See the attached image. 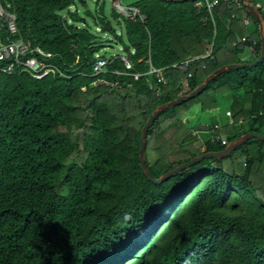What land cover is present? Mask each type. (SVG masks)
<instances>
[{
  "label": "trees",
  "instance_id": "1",
  "mask_svg": "<svg viewBox=\"0 0 264 264\" xmlns=\"http://www.w3.org/2000/svg\"><path fill=\"white\" fill-rule=\"evenodd\" d=\"M2 1L11 3L17 37L50 51L48 61L60 72L37 79L19 67L0 71V264H264L263 140L250 138L235 148L246 153L245 165L231 152L203 158L160 183L147 178L139 161L141 128L154 109L221 65L245 62L237 53L251 39L241 41V9L258 27L257 20L224 2L212 9L214 23L205 7H195L197 0H138L134 6L144 20L113 8L133 69L145 71L150 60L167 67L168 83L111 73L123 69L116 58L100 75L116 85H93L98 43L122 41L103 15V0H94L95 15L84 13L109 38L92 33L78 13L75 3L85 0ZM258 10L264 17V8ZM255 34L251 61L260 50ZM211 41V57L191 64L182 89L185 74L169 66L204 54ZM220 97L230 99L234 123L221 129L229 142L248 131L264 134V58L215 76L197 95L157 115L144 155L154 178L223 149L209 139L203 150L193 146L188 127ZM239 121L246 130H233ZM182 150L187 158H170Z\"/></svg>",
  "mask_w": 264,
  "mask_h": 264
},
{
  "label": "built area",
  "instance_id": "2",
  "mask_svg": "<svg viewBox=\"0 0 264 264\" xmlns=\"http://www.w3.org/2000/svg\"><path fill=\"white\" fill-rule=\"evenodd\" d=\"M224 2L227 3L229 7L232 5H236L239 8L244 7L242 1L240 0H198L195 2V7L200 10L205 7L209 18L213 22L212 9L219 3ZM113 8L115 11L125 17L135 19L140 16L141 20L145 19V16L139 12V9L135 6H123L118 0L112 1ZM254 6L256 8H264V3L255 2ZM235 14L232 13L231 17H234ZM16 15L12 10L11 3L8 1L0 0V34L5 29V34L3 37H0V62H4V64L0 67V71L6 74H10L14 71L16 67H19L21 70L26 71L32 77L41 79L47 73H56L60 72L58 67H56L53 63L48 61L52 58L53 54L50 51L43 49L38 45H32L29 40H23L22 38L17 37V27H16ZM244 23L247 24L248 20L245 18ZM248 40L247 35H244L241 38V41L245 42ZM255 40L252 41L251 53L254 54L255 48L254 44ZM211 57V51H209L205 57ZM119 59L123 64L122 70L114 69L111 73L117 75H129L134 80H139L143 76H149L153 78L158 85H165L168 83L167 76L165 75V69L167 67H157L154 66L150 60L148 61V67L145 71L134 70L133 63L127 55H120L114 57H104V56H96V59L92 65V73L91 75L95 77L92 81L93 85L99 84H110L116 85L114 82H109L106 79L102 78L100 75L105 72H109L106 70V67L109 63H111L114 59ZM199 58H188L182 60L177 63L171 64L170 68H176L183 72L185 75L180 80V85L182 87L187 86V82L189 78L192 76L193 72L190 70L191 64L198 60ZM202 68H205V65L202 64ZM84 89V87H82ZM156 95H160L164 92L163 88L158 86L156 89ZM226 115L231 117L230 111L226 112ZM230 119V118H229ZM232 119L228 121V124H232ZM201 129H207L210 133L209 141L211 143H220L223 146H226L229 141L226 139L221 132V125L216 123L213 125L200 124ZM193 135H197V131L193 132ZM205 146H201L203 150ZM245 165V161L243 162Z\"/></svg>",
  "mask_w": 264,
  "mask_h": 264
},
{
  "label": "rangeland",
  "instance_id": "3",
  "mask_svg": "<svg viewBox=\"0 0 264 264\" xmlns=\"http://www.w3.org/2000/svg\"><path fill=\"white\" fill-rule=\"evenodd\" d=\"M112 1L113 0H103V2L101 3L102 5V11H103V15L105 16V18L110 21L111 25L115 28L116 32L118 35H122V41H118V40H113V39H108L107 41L102 40L98 43V52L95 55V59L96 56H104V57H114V56H120V55H129L128 52L125 49V44H127V40H126V36L125 33L123 31V27L121 26V24H119L116 20L115 17L113 15V5H112ZM123 6H130L133 7L135 5V3L138 0H118ZM186 1V0H185ZM259 2H263V0H258ZM179 2V1H176ZM76 7L78 9V13L83 16L86 20L87 26L89 27V29L92 31V33L98 35L99 37H108L106 34L102 33L99 31V24L96 23L93 19V17L85 15V10H90L92 12V15H95V8H96V3L94 0H85L84 4H81L79 2H76ZM160 5H164V2H160ZM71 10V9H70ZM125 17V16H124ZM140 19V16L138 17ZM212 41L210 44H207L206 46L208 47L207 50H211L212 48ZM132 49L130 48V51ZM237 56L242 59L243 61H251L253 59V56H250V52L247 48V46L243 47L241 52L237 53ZM222 58H224L222 56ZM181 80V79H180ZM182 89H185V87H183ZM229 107V103L227 98H218L217 99V108L214 107V109L208 113V112H202L198 115H195L192 119H190V121L188 122V127L191 130L192 134L194 131H197V135H195V142L193 141V146H195V144L197 146H199L201 148L202 145H204V142L207 138H208V134H205V131H201L202 129L200 127H198V122L200 123V121H203L204 123L207 124H212L217 115L221 116V119L218 118L217 120L219 122H224V118L222 115H224V111ZM204 116H203V115ZM201 116V118H200ZM218 116V117H220ZM241 126V131L244 129H247L248 124ZM207 130V129H205ZM234 131H238V126L233 128ZM239 132V131H238ZM210 135V134H209ZM197 139V140H196ZM202 139V140H201ZM226 146H223V148H225ZM202 150V149H201ZM243 149L238 148V150H233L232 151V155L233 156H242V151ZM189 156V152L188 151H177V152H173L170 154V158L172 160H177L179 158L181 159H185ZM150 157L152 159H155V153H151ZM242 205H248L249 202L247 201H242ZM247 207L243 208V212L247 211Z\"/></svg>",
  "mask_w": 264,
  "mask_h": 264
},
{
  "label": "water",
  "instance_id": "4",
  "mask_svg": "<svg viewBox=\"0 0 264 264\" xmlns=\"http://www.w3.org/2000/svg\"><path fill=\"white\" fill-rule=\"evenodd\" d=\"M172 1H185V0H172ZM241 1L243 3L244 7L246 8V10L257 20V22L259 24V34H260V51H259V54H258L257 58L251 62H233V63L221 65L220 67L214 69L212 72H210L208 75H206L204 77L203 81L200 84H198L195 88L190 90L189 92H187L185 94H181L178 97H176L170 101H167V102L159 105L158 107H156L154 109V111L151 113V115L149 116V118L146 120V122L144 123V125L141 128L140 146H139V161H140L141 169L143 170V172L145 173L147 178L149 180L155 182V183H160L164 179L175 175L180 170L187 168L191 164H193V163H195V162H197L203 158L224 157V156L228 155L229 153H231L236 147L242 145L244 142H246L250 138H257V139L264 141V134H261L258 132H253V131L246 132L245 134H242L241 136H239L235 140L229 142L226 145V147L223 148L222 150L203 152V153H201L197 156H194V157L190 158L189 160L175 166L174 168L166 171L164 174L160 175L158 178H154L151 175L150 171L146 167L145 159H144L147 130L150 127V125L152 124L153 120L157 117V115L161 111H163L167 108L173 107L176 104H179L180 102L187 100L191 97H194L199 92H201L206 87L208 82L212 78H214L215 76H217L223 72H227V71L238 69V68L254 67L259 62H261L263 60V58H264V18L262 17V15L258 11V9H256V7L254 6V4L252 2H250L248 0H241Z\"/></svg>",
  "mask_w": 264,
  "mask_h": 264
},
{
  "label": "crops",
  "instance_id": "5",
  "mask_svg": "<svg viewBox=\"0 0 264 264\" xmlns=\"http://www.w3.org/2000/svg\"><path fill=\"white\" fill-rule=\"evenodd\" d=\"M198 1V0H197ZM241 1V0H240ZM196 2V1H195ZM255 2H259L258 0H255ZM261 3V2H260ZM264 3V0H263V2L261 3V4H263ZM245 8V7H244ZM239 9H241V8H239ZM246 9V8H245ZM256 9H258V8H256ZM247 11V10H246ZM259 11V10H258ZM140 12V11H139ZM240 15L243 17V20L246 18L247 20H248V23L247 24H245L244 23V21H243V24H244V34H243V36L244 35H247V37H248V39L250 40L251 39V44H252V41L253 40H255V41H257V38H256V34H255V32L257 31L258 32V34H259V24H258V27L255 25V23L252 21V20H250V18L248 17V15L247 14H245V12L241 9V13H240ZM212 16H213V13H212ZM208 17H209V15H208ZM213 23H214V19H213ZM227 28V27H226ZM259 39H260V34H259ZM249 45L247 48H248V50H249V52H250V56H255V52H254V54L253 53H251V47H252V45ZM255 45H256V43L254 44V48H255ZM209 51H211V50H206L205 51V53L204 54H202V55H198V56H194L195 58H202V57H204ZM260 51V50H259ZM259 54V53H258ZM193 58V57H192ZM182 87V86H181ZM185 87V86H184ZM183 88V87H182ZM227 98V97H226ZM228 100V103H229V101H230V99H227ZM216 108H217V105H216ZM214 108H212V109H210V110H208V111H206V112H208V113H210L212 110H213ZM227 111H230V113H231V117L230 116H228V115H226V112ZM202 113V112H201ZM203 115V114H202ZM204 116V115H203ZM218 116H220V115H217L216 116V119H215V121L212 123V124H207V123H204L203 121H200V123L198 122V127L200 126V124L202 123V124H207V125H213V124H216V123H218V124H220L221 125V129H223L224 127H226V126H228L229 124H228V121L229 120H231L232 119V121H233V118H232V111L230 110V108L228 107L225 111H224V115H222L223 116V120H224V122H219L217 119L218 118H220L221 119V116L220 117H218ZM200 118H201V116H200ZM230 118V119H229ZM234 123V122H233ZM242 124H244V125H246L247 123L246 122H244V121H239L237 124H235V126L237 127L238 126V131H240L241 132V126H243ZM231 125V124H230ZM234 126V127H235ZM221 129H220V132H221ZM244 130H246V129H244ZM244 130H242V131H244ZM201 131H205V134H208L209 133V131L208 130H201ZM248 132H250V131H248ZM224 136H226L223 132H221ZM210 134V133H209ZM208 134V138L207 139H209L210 138V135ZM245 134V133H244ZM206 139V140H207ZM202 140V139H201ZM205 140V141H206ZM260 140V139H259ZM205 141H203V142H205ZM202 146H205V143H204V145H202ZM246 154V153H245ZM245 154H243V157H242V160H243V162H244V160H245V157L247 156V155H245Z\"/></svg>",
  "mask_w": 264,
  "mask_h": 264
},
{
  "label": "bare ground",
  "instance_id": "6",
  "mask_svg": "<svg viewBox=\"0 0 264 264\" xmlns=\"http://www.w3.org/2000/svg\"><path fill=\"white\" fill-rule=\"evenodd\" d=\"M261 14V13H260ZM262 15V14H261ZM264 18V17H263Z\"/></svg>",
  "mask_w": 264,
  "mask_h": 264
}]
</instances>
